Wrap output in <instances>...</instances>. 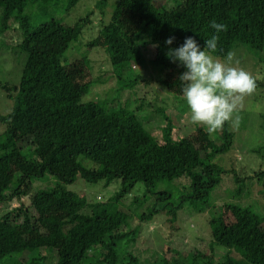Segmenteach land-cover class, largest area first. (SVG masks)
Segmentation results:
<instances>
[{"label": "trees", "instance_id": "16d2710c", "mask_svg": "<svg viewBox=\"0 0 264 264\" xmlns=\"http://www.w3.org/2000/svg\"><path fill=\"white\" fill-rule=\"evenodd\" d=\"M64 1L0 0V35L17 25L23 37L14 48L26 56L20 82H0L13 100L11 111L0 112V207L8 201L20 202L0 214V264H264V214L238 200L247 196V177L215 162L217 155L234 145L231 126L225 124L211 135L199 126L205 142L199 148L188 135L173 137L175 126L166 107L148 104L151 112H161L167 119L160 141L147 125L149 118L142 116L144 103L133 107L132 101L116 102L126 90L149 83L143 74L135 73V66L143 64L154 69L149 78L182 98L184 85L179 77L186 68L167 53L188 36L203 49L205 41L217 34L210 27L213 19L227 25L218 34L214 56L226 57L235 46L245 44L263 63L264 0H187L186 6L180 0L128 3L133 8L124 21L114 18L99 29L112 65L109 76L104 79L102 74L100 79L104 83L113 79L115 84L103 88L109 99H96L93 104L82 100L83 90L76 83V77H81L74 72L78 62L85 65L90 60L87 63V56L79 59L73 71L63 61L88 26L91 12L72 24L52 16L31 26L33 5L43 11L50 3L57 6ZM107 2L98 0L101 7ZM170 36L175 40L167 45ZM255 80L256 89L264 93V77ZM129 92L128 96L134 94ZM111 94L117 96L111 98ZM182 108V112L189 110L187 104ZM261 150L264 146L256 149ZM225 173H233L231 196L238 202L213 206L217 212L209 219L212 229L198 236L199 241L209 239V251L197 245L186 252L179 247L183 243L171 242L153 254L152 261L142 262L135 255L132 246L138 228H127L128 209L138 210L140 221L165 212L167 224L178 231L179 212L186 206L207 211ZM78 175L106 184L121 180L114 203L91 202L69 188ZM253 177L264 198V170L249 178ZM176 180L187 183L174 196L169 186ZM138 183L144 185L143 195L127 199ZM41 205L55 217L31 211ZM223 247L226 251L217 256L216 249ZM235 249L240 257L232 253Z\"/></svg>", "mask_w": 264, "mask_h": 264}, {"label": "rangeland", "instance_id": "374dc122", "mask_svg": "<svg viewBox=\"0 0 264 264\" xmlns=\"http://www.w3.org/2000/svg\"><path fill=\"white\" fill-rule=\"evenodd\" d=\"M140 1L141 0H108L107 4L101 7L98 0H73L71 2L67 0L57 6L50 3L43 11H41L37 5H33L32 9H29L32 27L50 19L52 16L61 17L69 24H72L91 12L88 26L83 30L80 38L74 41L66 51L63 60L66 66L72 71L74 68L73 64L79 59L87 56V63L90 60V64L84 65L78 62V65L75 64L77 67L74 68V72H77L81 77L78 78L75 76L79 89L83 90L82 100L86 104H93L96 99H109V96H105V92H102L103 88L115 84L113 79L106 83L101 82L100 79L102 74L104 75V79H106L112 68L109 55L106 53L99 36V29L102 23L108 22L114 18L124 21L127 15L130 14L129 9L133 8L128 6V3H139ZM166 1L167 0H156L159 4L165 3ZM180 1L182 2V6L188 4L187 0ZM122 2H124L123 6ZM170 3L172 2L170 1ZM20 31V29H17V25H11L6 32L0 35V82H9L10 84H17L20 82L22 68L26 59L25 54L19 53L18 48H14V45L23 37L22 31ZM48 43L49 40L47 41V44ZM231 51L235 52L236 59L239 60L238 67H242L251 73L254 78L264 77V62H259V56L256 51H253L245 44L235 46ZM217 58L224 60L226 57ZM135 67V73L140 72L143 74L144 78H148V81L150 80L149 83L141 82L138 88L135 87L133 90H126L116 102L125 100V102L130 101L131 103L132 101L133 107H137L143 103L145 108L148 104L166 107V111L170 114L171 121L175 126L173 137L178 138L188 135L199 148H202L205 142L202 134L198 130L199 126L190 122V110L182 112V107L187 104L185 98H181V96L175 95L167 89L160 87L156 81L149 78L148 76H151L150 69L154 71V69L150 68V65L143 64L139 66L136 65ZM134 90H136V92H133ZM129 91H132L134 94L128 96L130 93ZM262 92V89H256L253 94L246 95L239 101L237 111L241 120L237 127H231L235 132L234 145L229 152L217 155L215 162L225 169L235 170L237 173L247 177L246 183L248 192L246 193L247 196H244V194L243 196L248 198L244 199V197H242L238 200L241 202L243 201L244 204H248L255 210L264 214V198L259 194L260 184L257 183L255 177L252 179L249 178L251 175H255V172L261 169L264 170V151H256V149H260V147L264 146V128L262 127L264 125V93ZM113 96H117V94L112 95L111 98ZM12 108L13 100L8 98L6 91L0 88V112L7 113L11 111ZM142 116L149 118L147 122L148 127L156 134L159 140L162 141L167 124V119L164 115L155 110L151 112L149 108H146ZM2 132L3 126L0 124V134H2ZM92 164L93 163H88L87 165L91 166ZM186 183V181L182 180L180 184V180H176L173 185L169 186L174 189V196L183 191V184L186 185ZM143 186V183H138L136 187L132 189L127 199H131L135 194L141 197L143 192L140 191ZM68 187L78 192L81 196H86L91 202H101L103 204L112 205L114 203L112 202V197L120 190L121 180L116 179L106 184L105 180L93 182L78 175L76 181L68 185ZM158 188H164V186H159ZM228 188L233 189L231 191ZM233 190V173H225L222 183L212 193L214 203H212L207 211L196 212L193 211L191 207L186 206L179 212L177 223L179 226L178 231L171 228L170 223L167 224L165 212L157 213L151 219L140 221L138 219L140 212L135 209L132 210V208H127L131 212L127 228H138L137 242L132 246L135 255H137L142 262L152 261L155 258L153 254L158 255L163 251L164 247L171 242L176 244L183 243L184 246L179 247L186 252L197 245H200L199 247L201 249L209 251V246L207 245L209 239L205 242L199 241L198 236H201V234L206 235V233L212 229L209 219L217 212L214 211L215 207L213 206L218 203H223L224 201L236 200L231 196ZM23 199L26 203H29L28 197H24ZM18 205H20L18 200L2 203L0 214ZM31 211L35 214H42L44 217H55L54 213L46 211L43 205L37 206L36 209L32 208ZM183 238H185L183 242H180ZM225 251L226 249L224 247L217 248L216 254L217 256H221ZM232 253L238 257L241 256V252L237 249L232 251ZM23 255L26 256L27 251ZM120 255L121 257L124 256L123 250H120Z\"/></svg>", "mask_w": 264, "mask_h": 264}, {"label": "clouds", "instance_id": "9594fccd", "mask_svg": "<svg viewBox=\"0 0 264 264\" xmlns=\"http://www.w3.org/2000/svg\"><path fill=\"white\" fill-rule=\"evenodd\" d=\"M210 27L217 34L205 41L203 49L188 36L181 46L170 48L167 55L186 68L179 79L184 85L182 92L191 113L190 122L205 127L211 135L222 131L225 124L233 128L239 125L238 103L255 92L257 83L251 73L238 67L234 51L230 50L224 60L213 55L217 51L218 34L226 31L227 25L213 19ZM174 40L170 36L165 43L171 45Z\"/></svg>", "mask_w": 264, "mask_h": 264}]
</instances>
